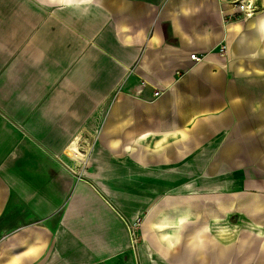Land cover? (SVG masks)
I'll return each instance as SVG.
<instances>
[{
	"label": "crops",
	"instance_id": "obj_1",
	"mask_svg": "<svg viewBox=\"0 0 264 264\" xmlns=\"http://www.w3.org/2000/svg\"><path fill=\"white\" fill-rule=\"evenodd\" d=\"M224 1L39 0L33 108L5 86L27 0H0V264L19 248L20 264H264V152L246 144L264 133V10L227 22Z\"/></svg>",
	"mask_w": 264,
	"mask_h": 264
},
{
	"label": "rangeland",
	"instance_id": "obj_2",
	"mask_svg": "<svg viewBox=\"0 0 264 264\" xmlns=\"http://www.w3.org/2000/svg\"><path fill=\"white\" fill-rule=\"evenodd\" d=\"M256 2V13H261L264 10V0H255ZM52 8L50 6L52 5H45L43 8L46 9ZM7 8L13 9V11H20V5H6ZM27 10V26L29 30V36L27 38V49L22 47L21 51H17L13 53V57L11 63L15 64L16 62L20 63L19 67L15 70L14 67L12 66V72H13V79L7 80V83L5 86L10 89V91L14 94L19 95L20 93H26L28 95V98H33L32 101L29 102L28 106L29 107H36V102L35 98L36 95H39V0H27L26 5H22V12L24 10ZM41 11V10H40ZM51 12V10H48ZM15 27V26H14ZM262 60V59H261ZM263 62H264V55H263ZM252 75H262L264 76V70H257L254 68H251ZM16 78V79H15ZM52 86L49 85L47 86L48 92H51ZM39 104V102H38ZM249 134H247L248 136ZM252 141H246V144L251 146L252 149H248V152H251L253 155V158L256 155H259V153L264 152V133H252ZM260 138V139H258ZM83 151V150H82ZM96 155V150L91 149L88 153V157L84 163H86L85 166H87V163L90 162V159H94V156ZM83 163V164H84ZM81 165H77V168ZM83 166V165H82ZM238 167V166H237ZM250 169L252 168L253 170H257L258 168L255 166V164L248 166ZM85 168V167H84ZM238 171H243V168H237ZM253 182V181H251ZM256 183V182H255ZM256 195V194H254ZM249 196V195H248ZM257 200H259L260 196L257 195ZM243 199V198H242ZM186 200L185 203H188L190 205V200ZM172 203H180L179 199L176 198V200L172 201ZM197 206L200 208L202 207L205 210H208L210 208V205L207 206L206 204L202 203H195ZM191 206V205H190ZM239 218L236 217V220H232L231 223L237 224ZM237 228V238H241L243 236L244 231H239ZM247 237H254L249 233H246ZM255 238V237H254ZM252 242L253 244V249L258 248V238H255ZM254 253V252H253Z\"/></svg>",
	"mask_w": 264,
	"mask_h": 264
},
{
	"label": "bare ground",
	"instance_id": "obj_3",
	"mask_svg": "<svg viewBox=\"0 0 264 264\" xmlns=\"http://www.w3.org/2000/svg\"><path fill=\"white\" fill-rule=\"evenodd\" d=\"M254 1V0H253ZM257 27L260 28V30L262 32H264V13L262 14H259L258 15V19H257ZM146 138V137H144ZM163 140H166V136H162L159 141H157L155 144H154V148L153 149H158L163 143ZM78 142V141H77ZM77 142H74L72 143L70 146H68L66 149H65V152L72 158H76L78 160H83L84 158V155L80 152L79 148H78V143ZM149 147V146H148ZM172 216H171V219H169V216H166L167 217V221H166V217H164V214L162 213V215L159 217L160 218V222L157 224V225H154L157 229H160V232H159V239L163 240V239H167V238H172L174 235V232H170L169 230L168 231H165L164 232V225L165 224H170V220H171V224H175V223H179L182 221L183 219V215H181L183 212H180L178 209L177 210H173L172 211ZM166 221V222H165ZM229 231L227 229H221V234L223 236H228L226 235ZM178 235L176 236V239H177ZM163 242V241H162ZM31 244V243H29ZM173 245V243H172ZM24 247V246H23ZM27 247V246H26ZM172 247V246H171ZM31 246L29 245L28 246V249H30ZM168 249V248H167ZM22 250L19 248L18 250H16V252H13L11 254V256L9 257L10 260L8 262H6L5 264H20L21 263V256H22ZM29 257V256H28Z\"/></svg>",
	"mask_w": 264,
	"mask_h": 264
},
{
	"label": "built area",
	"instance_id": "obj_4",
	"mask_svg": "<svg viewBox=\"0 0 264 264\" xmlns=\"http://www.w3.org/2000/svg\"><path fill=\"white\" fill-rule=\"evenodd\" d=\"M225 10L223 11L227 22H234L240 16L243 18H251L256 12L255 0H225L223 2ZM214 54L219 58H225L227 56V45L219 44L214 48ZM190 60L193 62H199L202 60V56L197 54H191ZM158 92L154 93L157 96Z\"/></svg>",
	"mask_w": 264,
	"mask_h": 264
}]
</instances>
